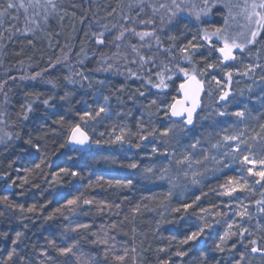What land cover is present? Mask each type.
I'll use <instances>...</instances> for the list:
<instances>
[{"label": "snow or ice", "instance_id": "1", "mask_svg": "<svg viewBox=\"0 0 264 264\" xmlns=\"http://www.w3.org/2000/svg\"><path fill=\"white\" fill-rule=\"evenodd\" d=\"M80 6L84 7V0H81ZM70 7L77 8L75 0H70ZM104 11L106 14L99 16L88 4L87 12L91 13L92 18L89 19L86 14L80 16L81 24L87 22V31L84 32L85 41H81L78 51L73 53L70 41L66 40L60 45L57 39L60 54L56 55L49 41L53 55L48 57L43 69L19 77L5 73L3 82H0V94L4 96L6 104L12 86L20 87L21 81L44 83L50 85L51 89H57L60 82L49 77L54 71L65 67L69 74L63 80L67 84H79L83 89L84 82H87L86 90L96 105L94 110L85 108L76 112L78 121L66 120L64 115L53 120L61 127L68 125L59 147L63 149L71 146L82 164L78 170L60 167L50 174L53 181L63 184L69 182L64 177L83 178L84 169L89 167L88 161L94 160L96 156L88 150L102 143L121 146L127 143L136 149H150L141 155V160L148 161L142 169L136 160L123 163L111 159L110 163L119 168L141 169L139 177L143 180L162 182L168 186L164 199L166 202L176 199L177 206L165 204V207L180 215L164 222L171 224L184 220V226L188 229L178 243L195 247L200 242L206 245L211 241V251L221 254V258L208 257L207 253H202L200 264H256L257 261L264 264V111L253 110L255 103L264 106V0H115L114 5L105 0ZM68 15L69 7L65 6V0H0V46L6 47L3 42L17 35L35 37L37 31H46L53 21H59L62 25ZM76 15V11L71 12L72 17ZM181 25L185 30H190L191 26L196 31L187 41L178 45L177 33ZM48 34L53 37L61 35L60 32ZM183 34L179 32V35ZM27 43L35 47L33 39H27ZM73 55L74 64L71 63ZM19 63L23 64V61ZM94 73L114 74L123 76L125 81H138L135 92L130 93L127 99L136 102L138 97L144 98L143 107L148 110L149 121L145 123L142 116L137 122L135 133L121 127L117 134V128L114 127L111 137L106 141L91 136L88 131L90 121L95 131L96 125L111 120L114 115H130V112L113 110L112 98L103 91L105 79L96 81L100 87L92 91L95 88ZM234 77L252 81V85L260 87L261 94L257 95L255 101L251 96L237 100L232 88ZM9 81L12 83L9 84ZM236 82L239 83V80ZM252 85L248 87L249 93L253 91ZM128 87L121 84L115 89L116 98L121 103L125 102L123 94L128 91ZM149 93L153 98L148 99ZM25 95L33 96L34 99L21 104L20 118L23 121L29 119V113L34 111L33 104L42 93L28 92ZM70 95V92L65 91L59 99L68 101ZM240 96H244L243 90ZM98 97H102L103 103ZM55 99L56 94L53 92L40 102L47 109L54 107L52 101ZM205 112L207 114L202 116ZM152 116L167 122L157 125ZM209 119L211 123L204 125V128L212 129L215 135L213 131H208L207 135L204 131H195L198 123ZM250 121H257L256 126L253 127ZM0 125L7 126V121L0 119ZM100 135L104 136V133ZM133 135L138 139L132 140ZM13 138L21 139L20 133L16 132L13 136V133L0 128V144L7 147L8 141ZM24 143L36 153L44 148L41 143L33 142L31 136ZM154 157L162 159L156 160ZM68 159L73 157L69 155ZM104 159L109 160L108 157ZM45 164L46 160L40 157V163H36L35 168L40 169ZM11 167L12 164H9ZM15 171L19 173L21 168L16 167ZM208 174L222 181L213 189L215 194L227 198L220 204L211 205L212 210L198 203L207 193L201 191L200 195H196L193 192L191 202H187L185 196L192 188L202 186ZM0 179L5 181L6 189L16 184V180L11 179V172L4 173ZM103 179L100 177L97 183ZM29 183L25 177L19 187L23 188ZM107 183L119 190L131 189L134 181L125 178L108 180ZM92 186L89 182L86 187ZM33 187L39 188L40 185L33 184ZM73 191L74 195L57 193L58 202L62 203L55 213H61L69 223L60 233L61 240H48L50 245L55 246L57 255L64 258L62 264H140L136 255V240L140 232L133 225L129 236L125 230V222L129 220L127 215L123 221L112 223L107 230L101 227L95 231L91 230V224L71 219L88 215L93 207L103 213L105 210L111 212L113 208L119 210L121 204L89 199L78 185H73ZM257 192L259 199L244 195L248 193L255 196ZM8 200V196L0 197L2 202ZM51 202L48 200L39 206L33 203L26 208L22 204L9 206L21 213L17 219L23 221L43 214ZM189 209L193 210L191 214ZM140 210L141 205L136 204L133 213L139 214ZM24 213L32 216H24ZM3 215L4 212L0 210V216ZM191 215H196L199 221L194 228ZM53 218L54 215L45 217L48 221ZM132 219L135 220V215ZM159 224L160 221L157 222V230ZM214 228L221 231H211ZM81 229L85 231L81 232ZM120 234L128 239H118ZM23 236L22 231H16L15 238L11 240L12 247L0 257V264H37L33 257L21 254L18 245L23 242ZM89 237L91 247L86 248L81 241ZM0 238L7 239L8 233L0 232ZM159 251L164 252L166 249L160 248ZM190 251L192 248H177L160 264H176L171 259L172 255L183 262ZM39 256L43 258L39 264H59L47 249H42Z\"/></svg>", "mask_w": 264, "mask_h": 264}, {"label": "trees", "instance_id": "2", "mask_svg": "<svg viewBox=\"0 0 264 264\" xmlns=\"http://www.w3.org/2000/svg\"><path fill=\"white\" fill-rule=\"evenodd\" d=\"M77 4L76 9L70 7V0H65V6L69 7V15L65 17L63 24L59 21H53L51 25L47 28L46 31H37L35 37H23L15 36L10 41L5 40L3 43L6 44V47L0 46V82H3L5 78V73L8 75H14L19 77L20 75H30L35 71H39L45 67L46 61L50 55H53L52 50L49 48V41L52 42V47L55 49V54L59 55L60 50L56 45V40L60 41V45H63L66 40L70 41L73 45V53L78 51L81 47V41H85L84 32L87 31L86 24L80 23V16L86 14L89 16V19L92 18L91 13L87 12L88 4H91L93 12H97L99 16H104L106 13L105 9V0H84V7H81V0H75ZM108 3L115 4V0H107ZM76 11L77 15L75 17L71 16V12ZM23 21H21V26ZM196 29L190 26V30L183 29L181 25L179 32H183V35L177 33L176 43L179 45L182 42L187 41L194 33ZM60 32L59 37L50 36L48 33ZM74 37V39H73ZM27 39H33L34 45L30 46L27 43ZM168 43V41H165ZM29 57H32L30 60ZM43 57V59H41ZM23 61V64L19 63ZM71 63H75V55H73ZM31 65V67L29 66ZM94 67V65H90ZM79 67V65H77ZM11 70V71H9ZM22 70V71H21ZM68 69L65 67L60 70L54 71L53 75L49 78L56 79L60 82V87L57 89H51L50 85L44 83H32L28 81H21L20 87L12 86V91L10 92L7 98V104L5 103V98L0 94V119L7 121V126L0 125V128H4L5 131L13 133V136L16 132L20 133L21 139L8 141L7 147L3 144H0V176L4 173L11 172V179L16 180V184L11 188H5V181L0 179V197L8 196L9 200L6 203H12L13 205L22 204L26 207L30 206L33 203H37L38 206L40 203H47L48 200L52 202L47 205L44 209L45 215H54L53 227L49 229L41 228V225L36 224V229L31 228L26 234L22 243L18 245L21 250L22 255H28L33 257L37 264L43 259L39 256V252L42 249H47L48 252L55 257V260L62 264L63 257H59L55 251V246L48 243L49 239L55 238L56 240H61L62 237L60 233L63 230V227L66 226L69 222L64 220L61 213H55V209L61 206L62 201L53 200L51 197L43 192L39 195L34 193L29 194L25 189L26 185L29 184H41L42 179H45L47 175L51 172L58 171L60 167H72L74 169H79L74 167L68 160V156L73 154V150L69 146L65 148H60V143L64 140V129L67 128V124L61 127L59 124L53 123V120H58L60 115H64L66 120H74L71 115L68 113L65 104L70 103L73 111H80L79 104L83 103L85 100H90V94L86 90L87 82L85 83V88H81L79 84L70 85L63 80L65 75H68ZM47 76V74H45ZM77 79H79L77 77ZM100 79L106 80L105 87L110 91L114 92L115 89H118L121 84H125L128 87V93H134L136 85L139 83L132 81H125L123 76H118L114 74L105 75L103 73H94L93 82H96ZM12 82L9 81V84ZM96 84V83H95ZM26 85V86H25ZM178 86V85H177ZM74 89V91H73ZM65 91L71 93L68 101H62L59 99L60 96L64 95ZM155 91V90H153ZM28 92H39L42 95L39 97V100L33 104L34 111L29 113V119L23 121L20 117L22 114L21 104L29 100H33V96H26L25 93ZM53 92L56 94V99L52 101L54 107L45 108L44 105L40 102L49 95H52ZM68 110V111H67ZM14 125V127H13ZM31 136L33 142H39L44 145L43 150L40 153H36L34 149L30 148L28 144L24 143V140L28 139ZM39 138V139H38ZM27 149V151H23ZM66 157H63L65 153ZM40 157H43L46 160L45 165H41L40 169L35 168L36 163H40ZM14 161V163H13ZM9 164H12V167L9 168ZM50 165V167L48 166ZM16 167H20L21 171L17 173L15 171ZM25 169H31V171H25ZM27 178L30 183L25 184L23 188L19 187L24 178ZM104 177L103 180L98 179ZM116 179H124L118 176H110L103 174L99 171H94L90 168H86L83 171V178L75 177L74 185L80 186L84 195L89 198H95V200L108 201V202H117L121 204V208H113L111 212L105 210L103 213L97 212L95 207L88 215H81L78 217H71L73 221H80L84 223H89L92 225L91 230H99L101 227H104L107 230L108 226L112 223H119L123 221L127 215L129 220L125 222V230L128 231L129 236H131V228L133 225L140 232V236L136 240L137 246V257L140 261V264H160L162 259H167L169 257L168 250L174 253L177 248L187 249L184 245H180L178 241L183 239L185 233L188 229L180 230H162L160 227L157 230V222L154 215L161 205L165 201V196L167 189L165 188H136L132 193H127L125 191H118L114 187H110L107 183L108 180L115 181ZM8 182H11L9 180ZM92 183V187H86L88 183ZM218 181L214 179L206 183L203 187V192L207 193L206 197H203V200L199 201V205L205 208H210L213 204H219L221 201L216 197L217 195L213 189L217 188ZM23 193V195L21 194ZM69 193L75 194L73 191V185L69 187ZM198 195V194H197ZM127 197V199H124ZM194 197H190L187 202H191ZM259 192L256 193L255 199H259ZM21 200V201H19ZM177 203V201H176ZM136 204L141 205V210L139 214L133 213V208ZM146 205V207H145ZM199 209V207H197ZM66 211V209H64ZM119 212V215H114L112 213ZM135 215V220L133 221V216ZM16 231H22L19 224L13 218H7L5 216H0V232H7L8 238H0V248L3 251H0V257L5 255V252L10 250L11 240L15 238ZM81 232L85 230L81 229ZM76 235V234H70ZM175 237L176 239H172ZM47 238V239H46ZM89 237L81 241L84 247L89 248ZM118 239L125 240L128 237L123 236L122 234L118 235ZM160 248H165L166 251L160 252ZM202 253H207L208 257L216 256L219 259L218 255L210 254L207 250L198 248L196 250L190 251L187 256L183 258V262L180 261V258L174 257L172 261L176 264H200V258ZM130 264V262H129ZM214 264V262H211Z\"/></svg>", "mask_w": 264, "mask_h": 264}, {"label": "rangeland", "instance_id": "3", "mask_svg": "<svg viewBox=\"0 0 264 264\" xmlns=\"http://www.w3.org/2000/svg\"><path fill=\"white\" fill-rule=\"evenodd\" d=\"M257 75H259V70L257 72ZM239 80V83H237L236 81ZM95 84V82H93ZM249 85H252V81L245 79V78H241V77H234V81L232 84V88L234 89L236 96H237V100H241V99H247L249 96H251L252 100L255 101L256 97L258 94H261L260 92V87L257 85H252L253 87V91L251 93L248 92V87ZM100 85L98 83L95 84V88L92 89V91H95L97 88H99ZM243 90L244 92V96L241 97L240 96V92ZM104 94L105 95H109L112 98V107L114 111H123L125 113H129L130 115H127L125 117H120V116H113L111 120H107L105 121L103 124H98L95 127V131H93L91 125L93 122H89V134L91 136H93L95 139H99L101 141H106L109 140V138L112 135V129L115 127L117 128V134H119V128L121 127H125L126 129H131L132 133L136 132V125L137 122L141 119V117L143 116L144 122L147 123L149 121V113L148 110L145 109L143 107V103L144 98L142 97H138L136 102H133L132 100H128L127 97L130 93L125 92L123 94V100L125 101L124 103H121L119 100H117L116 98V93L114 92H110L106 87H104L103 89ZM133 93V92H132ZM90 100H85L83 101V103L79 104V108L80 111L84 110L85 108H87L88 111H93L95 108V102L92 98V96L90 95ZM152 94L149 93L148 94V99H151ZM98 99L100 100V103H103V99L102 97H98ZM86 102V103H85ZM209 101L206 99V103H208ZM70 103L65 104L66 109H68V113L69 115H71L73 117L74 120L78 121V116H76V111H73L71 108V105L69 106ZM254 112H262L264 111V106H261L259 103H255L254 107H253ZM79 111V110H78ZM207 112L203 113V115H206ZM153 120H156L157 125H159L160 123H166L167 121H162V120H158L155 116L151 117ZM211 123V120H203L202 123H198V128L195 130L197 132L199 131H204L205 135H207L208 131H213L210 128H204V125H208ZM250 123L252 124L253 127L256 126L257 121H250ZM218 131V130H216ZM103 132L104 136H101L100 133ZM213 135H215V131H213ZM132 140H137L138 137H136L135 135L131 136ZM183 139V137H182ZM145 151H150V149H136L134 147H129L127 143H125L123 146L119 145V144H106V143H102L100 146H94L90 152H94L96 154L95 159L94 160H89L88 164L90 169L94 170V171H99L103 174L106 175H110V176H118L124 179L125 178H132L134 183L131 187V189H115L118 190L119 192L121 191H125L127 193H132V191L136 188H146V189H154V188H165L167 189V185L163 184L162 182H150V181H145L143 180V178L139 177V172L140 170L143 168V166L145 164L148 163L147 159H143L141 160V155H143V153ZM137 153H139L140 155H137ZM65 154H67L66 150L65 153H63V157H66ZM73 159H68L69 162L74 166L79 168V166L82 164V161L80 160L77 152L73 151L72 154ZM104 157H108L109 160H105ZM111 159H116L118 161H121L123 163H129L132 160H136L140 162L141 165V169H128V168H119L116 166H113L110 163ZM153 159L159 160L162 159L160 157H154ZM51 173H54L52 171L51 168V172L47 175V177H45V179H42L40 187L36 188L33 187L32 184L26 185L25 189L28 191L29 194L34 193L36 195H39L40 192H44L45 194L49 195L51 197V199L53 200H58L57 198V193H63V194H67L69 191V187L71 185H74L75 183V178L73 177H64L65 181H69L67 183H63V184H57L55 181H53L52 176L50 175ZM61 176H63V174H61ZM216 179L215 177H213L211 174H208V178L204 181L202 186L199 187H195L192 188L191 190H189L188 192L185 193V196L187 197V200L192 197V193L194 192L196 195H200L201 191H203V187L206 183H208L209 181H212ZM46 189V190H45ZM244 195L249 196L250 199H255V196H252L251 194L245 193ZM207 195H203L201 197V202L203 201H207V200H203V197H206ZM218 197V196H216ZM183 199V198H182ZM218 199L220 201H222L223 199H227V198H222V197H218ZM21 201V200H19ZM165 204H169L170 207H175L177 206L176 203V199H173L170 202H165L163 205L160 206V208H158V210L154 213L156 219L158 221H160L159 227L162 230H180V229H187L185 228V221L181 220L178 223H166L164 221L166 220H170V219H174L175 217L179 216L180 214L177 213H172L169 210V207H165ZM220 204V203H219ZM9 205H13L12 203H6V202H2L0 201V210H2L4 212L5 217L7 218H13L20 226V228L23 230L24 236L22 237V239H24L25 234L31 229V228H35L36 229V224L41 225V228H45V229H49L51 227H53V222H54V218L51 221H48L45 219L46 215L43 211V214H38L35 218H29V219H24L23 221H20L19 219H17L19 216H21V213L17 210V209H13L12 207H10ZM209 210H212L211 207L208 208ZM192 209H189V214L192 213ZM197 214L199 213V209H196ZM24 216H29L31 217L32 214L29 213H24ZM186 219H188V217H186ZM190 220L192 222V227H195L196 223H199V221L196 219V215H191L190 216ZM24 225H27V227L25 228ZM211 231L216 232V231H221V229L219 228H214ZM1 241V240H0ZM24 241V240H23ZM187 248H192L193 250H196L198 248H202L207 250L210 254H216L218 255L219 259L221 258V254L218 253H213L211 251V248L213 247L211 241H209L206 245L203 244V242H200L197 246L193 247L191 244L189 245H184ZM1 249V248H0ZM172 253L170 250H168L167 254ZM172 258L176 257L174 255L171 256ZM226 258V257H225ZM256 264H259V261L256 262Z\"/></svg>", "mask_w": 264, "mask_h": 264}, {"label": "water", "instance_id": "4", "mask_svg": "<svg viewBox=\"0 0 264 264\" xmlns=\"http://www.w3.org/2000/svg\"><path fill=\"white\" fill-rule=\"evenodd\" d=\"M69 148H70L71 150H73L71 146H69ZM90 150H91V149H90ZM90 150H88V151H90Z\"/></svg>", "mask_w": 264, "mask_h": 264}]
</instances>
